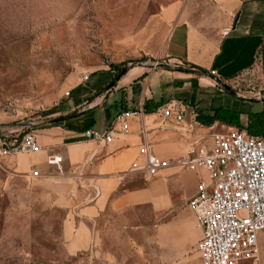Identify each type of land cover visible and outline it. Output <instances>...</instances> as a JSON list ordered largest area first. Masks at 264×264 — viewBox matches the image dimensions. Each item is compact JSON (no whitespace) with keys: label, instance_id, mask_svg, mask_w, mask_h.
<instances>
[{"label":"crops","instance_id":"1","mask_svg":"<svg viewBox=\"0 0 264 264\" xmlns=\"http://www.w3.org/2000/svg\"><path fill=\"white\" fill-rule=\"evenodd\" d=\"M263 1L116 2L118 9L132 12L131 18H122L120 24L133 27L135 34L131 41L123 43L122 48L130 52L122 56L121 62L144 58L158 63L157 66H129L114 83L111 65L96 67L85 89L77 90L78 98L73 103L68 101L52 114L57 118L33 132L41 151L10 156L4 163L29 186L42 191L48 204L63 211L61 233L68 255L101 250L106 231L108 236L121 235L116 236V264H128L129 260L131 264H201L196 250L201 231L188 201L207 174L203 170H186L174 162L185 155L190 142L206 139L205 143L210 144L211 129L196 128L193 116L213 109L244 115L243 130L264 135L263 129L257 131L253 127L263 124L264 112L253 105L263 104L264 100L247 102L233 97L240 101H232L231 105V101L224 100L229 106H215L212 98L224 93L210 80L189 79L194 75L174 73L163 63L215 71L218 76L249 67L263 46ZM150 6L156 12L144 14L143 10ZM227 29L228 34L223 35ZM80 82L83 83L81 79ZM73 84L72 89L78 88V83ZM173 99L189 107L179 124L158 111ZM126 110H140L143 115L131 120L129 133L122 134L114 117ZM75 113L80 115L56 121ZM255 114L262 118L258 120L253 117ZM91 122L88 129H111L112 141L97 143L84 138L83 127ZM144 139L152 144L154 155L171 163L151 178L130 170L133 164L143 162L139 149ZM49 155L61 157L60 169L47 164ZM33 172L38 175L32 176ZM171 213L168 219L156 224L157 216ZM125 230L130 239L123 237ZM258 240V262L244 264H264V231ZM105 260L109 261L110 256Z\"/></svg>","mask_w":264,"mask_h":264},{"label":"rangeland","instance_id":"2","mask_svg":"<svg viewBox=\"0 0 264 264\" xmlns=\"http://www.w3.org/2000/svg\"><path fill=\"white\" fill-rule=\"evenodd\" d=\"M121 1L0 0V124L11 132V138L26 131L35 132L40 125L57 118L52 114L68 101L73 103L78 98L77 90H84L88 85V82H80L81 76L91 77L94 69L102 64L111 65L114 71L111 83L123 68L146 63L157 66L158 63L144 58L121 62L122 56L130 52L122 48L123 43L131 41L135 35L133 27L120 24L122 18L132 16L130 10L118 9L116 2ZM143 12L153 14L156 8L150 6ZM163 64L174 73L194 75L189 79L210 80L224 93L223 98H212L215 106H229L224 100L231 101V105L232 101H240L233 100V96L214 81L216 78L241 97H264V32L263 46L253 63L228 76H218L215 71L203 72L181 63ZM73 83H78L75 90ZM68 90L71 98L53 107V102ZM253 106L264 111V102ZM216 112L217 109H213L201 114L205 116L204 121L194 115L193 121L198 123L194 126L211 129L212 133L240 129L245 124L244 115L228 111L233 116L231 119L224 116V120L215 119ZM5 162L6 159L0 163V264H116L117 237L121 235L108 236L106 231L102 235L101 250L68 255L61 233L63 211L48 204L42 191L7 169ZM172 214L157 216L156 224ZM123 237L128 239L131 235L125 230ZM109 256L110 260L106 261Z\"/></svg>","mask_w":264,"mask_h":264},{"label":"built area","instance_id":"3","mask_svg":"<svg viewBox=\"0 0 264 264\" xmlns=\"http://www.w3.org/2000/svg\"><path fill=\"white\" fill-rule=\"evenodd\" d=\"M229 29L223 32L227 35ZM214 73V72H212ZM89 75H82L87 82ZM71 98L65 91L53 107ZM164 118L182 123L189 112L186 103L170 100L158 108ZM143 115L140 110H126L116 115L118 132L128 134L130 121ZM196 124H198L196 122ZM10 131L0 125V163L14 155H29L41 151L32 131L11 138ZM83 137L97 142L112 141V130H85ZM196 139L187 145L185 155L174 165L189 171L203 170L207 179L198 183L188 206L193 212L201 238L196 243L201 264H244L260 258L259 234L264 231V135L249 134L230 128L212 132L210 144ZM139 153L141 165L133 164L131 171H140L146 178L168 168L170 161L154 155L152 144L143 140ZM61 157L49 155L47 164L60 169ZM33 172L32 176H37Z\"/></svg>","mask_w":264,"mask_h":264},{"label":"water","instance_id":"4","mask_svg":"<svg viewBox=\"0 0 264 264\" xmlns=\"http://www.w3.org/2000/svg\"><path fill=\"white\" fill-rule=\"evenodd\" d=\"M166 68L168 69L169 67L166 66ZM127 71V68H123L122 71L120 72V74L116 77L115 81H117L122 75H124ZM217 82V84H219L229 95L235 97V98H239V99H242L244 101H247V102H259L261 100L264 99L263 96H260L259 98H246V97H241L239 96L233 89H231L228 85H226L225 83L221 82L220 80L216 79L215 80ZM80 113H75V114H72V115H69L67 117H64V118H58L56 119V121H63V120H66V119H71V118H75L77 116H79Z\"/></svg>","mask_w":264,"mask_h":264},{"label":"trees","instance_id":"5","mask_svg":"<svg viewBox=\"0 0 264 264\" xmlns=\"http://www.w3.org/2000/svg\"><path fill=\"white\" fill-rule=\"evenodd\" d=\"M203 72H206V71H204V70H202ZM223 116V117H221V116ZM226 116H229L230 117V119H231V117L233 116V114H231L230 112H228V111H225V110H223V109H217V112L215 113V115H214V118L215 119H224V120H226L225 119V117ZM116 117V116H115ZM115 117H114V119H115ZM253 117H257L258 118V120L260 119L259 117H261L262 118V115H260V114H255V115H253ZM196 119L197 120H199V121H204L205 120V116L203 117V115H196ZM262 121H263V124L260 126L259 125V123L258 124H255V125H253V127L255 128L254 130H257V131H259V130H262L263 129V132H264V112H263V118H262ZM206 122H208V121H206ZM234 123V122H233ZM93 124V122H91V124H87V125H85L84 127H83V132L85 131V130H88V127L90 126V125H92ZM237 124V123H236ZM262 127V128H261ZM236 129H239V128H236ZM239 130H243V127L242 128H240ZM257 131H254V132H257ZM256 134H258V133H256Z\"/></svg>","mask_w":264,"mask_h":264}]
</instances>
